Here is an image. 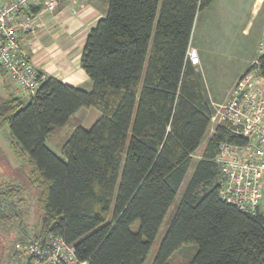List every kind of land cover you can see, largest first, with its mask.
I'll list each match as a JSON object with an SVG mask.
<instances>
[{
    "label": "trees",
    "instance_id": "1",
    "mask_svg": "<svg viewBox=\"0 0 264 264\" xmlns=\"http://www.w3.org/2000/svg\"><path fill=\"white\" fill-rule=\"evenodd\" d=\"M104 1L80 56L89 90L38 71L28 97L9 90L0 101V128L7 125L28 153L29 181L39 189L41 229L30 239L54 231L87 264H143L165 222L150 264H168L193 245L184 264H264L263 213L239 210L217 189L219 143L244 138L217 125L193 157L213 107L186 51L196 15L212 0ZM260 67L264 73V56ZM82 107L101 116L89 128L77 126L60 156L46 138Z\"/></svg>",
    "mask_w": 264,
    "mask_h": 264
},
{
    "label": "built area",
    "instance_id": "2",
    "mask_svg": "<svg viewBox=\"0 0 264 264\" xmlns=\"http://www.w3.org/2000/svg\"><path fill=\"white\" fill-rule=\"evenodd\" d=\"M61 0H0V66L17 91L33 93L40 75L20 48L21 35L34 29L36 16L54 13ZM38 7L35 13L32 8ZM264 33V31H263ZM264 34L257 44V56L236 79L227 100L217 104L210 119L244 138L243 143L222 141L214 161L218 167L219 197L239 210L264 215ZM186 57L199 63L196 48L189 46ZM209 125V126H210ZM25 264H87L76 255L75 246L54 231L30 239L25 247Z\"/></svg>",
    "mask_w": 264,
    "mask_h": 264
},
{
    "label": "rangeland",
    "instance_id": "3",
    "mask_svg": "<svg viewBox=\"0 0 264 264\" xmlns=\"http://www.w3.org/2000/svg\"><path fill=\"white\" fill-rule=\"evenodd\" d=\"M250 3L251 0H212L210 5L199 11L195 17L190 44L192 47L199 46L198 49L194 47L200 58L195 66L201 71L205 93L214 110L218 108L217 104L227 100L231 91L230 85H227L240 71L244 59L254 51V40L251 35L249 37L242 35V28L249 17ZM258 20L259 18L256 22ZM7 81L0 69V101L7 96ZM100 116V110L94 107H82L64 126L56 128L47 136V145L56 154L62 156V145L73 130L77 126L89 128ZM212 128L211 124L194 153V160L200 157ZM12 142L15 143L14 146L11 145ZM32 169L33 164L28 153L20 149L9 127L2 126L0 128V264H25V247L31 237L40 233L42 209L36 201L39 189L29 181ZM191 171L192 167L175 195L165 221L178 201ZM14 185L18 190L14 195L8 194L6 188H12ZM137 224L135 222L132 228L135 229ZM164 226L165 222L160 226L143 264H150L153 259ZM194 248L193 245V248L185 246L177 250L169 257L168 264H184Z\"/></svg>",
    "mask_w": 264,
    "mask_h": 264
},
{
    "label": "crops",
    "instance_id": "4",
    "mask_svg": "<svg viewBox=\"0 0 264 264\" xmlns=\"http://www.w3.org/2000/svg\"><path fill=\"white\" fill-rule=\"evenodd\" d=\"M106 7L104 0H63L54 13L43 12L36 16L33 31L21 36V49L38 71L69 85L89 90L91 82L81 67L80 56L89 29L104 15ZM248 16L242 35H251L254 51L244 59L240 71L227 85H230L229 90L257 56V44L264 28V0H251ZM257 18L259 20L256 22ZM194 47L199 48L198 45ZM7 89L22 97L29 95L17 91L9 79Z\"/></svg>",
    "mask_w": 264,
    "mask_h": 264
}]
</instances>
